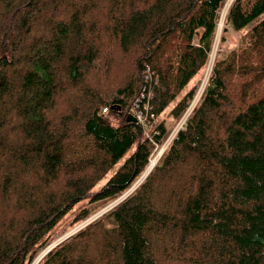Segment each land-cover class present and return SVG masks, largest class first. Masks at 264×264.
I'll use <instances>...</instances> for the list:
<instances>
[{
	"label": "trees",
	"instance_id": "trees-1",
	"mask_svg": "<svg viewBox=\"0 0 264 264\" xmlns=\"http://www.w3.org/2000/svg\"><path fill=\"white\" fill-rule=\"evenodd\" d=\"M224 9L234 31L252 26L184 129L39 264H264V0H0V264H31L80 200L72 225L129 188L154 145L126 113L139 98L157 123L205 68Z\"/></svg>",
	"mask_w": 264,
	"mask_h": 264
},
{
	"label": "rangeland",
	"instance_id": "rangeland-1",
	"mask_svg": "<svg viewBox=\"0 0 264 264\" xmlns=\"http://www.w3.org/2000/svg\"><path fill=\"white\" fill-rule=\"evenodd\" d=\"M231 1V0H230ZM224 14V13H223ZM220 16V19L218 21V28H217V33L214 39V46L209 54V59L208 62L205 66V68L203 69V71L197 75L196 77L193 78V80L185 87V89L181 92V94L170 104V106L165 110V112H163L161 115L158 116L157 118V123L159 124L162 122V120H170V118L168 117V113L170 111V109L177 104V102L183 97V95L189 91V89L191 87H193V85H196V89L194 91V93L196 92V90L198 89L201 81L204 79L205 75L208 76L209 75V80L210 81V77L212 75V67L213 64L215 63V61L222 57L223 55L229 53L231 50L238 48L239 46V41L241 39V37L248 31V29L251 28L252 25H249L248 27L240 30V31H234L233 29H231L229 26H227L224 22V15ZM224 36V41H220V37ZM193 93V94H194ZM200 103V102H199ZM198 103V105H199ZM189 105V104H188ZM187 105V107H188ZM198 105L195 107V109L198 107ZM186 107V109H187ZM185 109V110H186ZM195 109L192 111V113L195 111ZM184 110V112H185ZM180 116V118L178 120H176L173 124H168L166 125V133L164 138L161 140V143L159 144L158 150L163 147L165 143V140L171 136V134L175 131L180 129V123L179 121L181 120V118L183 117V114ZM192 113L189 115L187 122L190 118V116L192 115ZM186 122V124H187ZM111 123L113 125H116L117 122L111 118ZM176 134L172 135V137L169 140L173 141L174 138L176 137ZM145 138L141 135L139 136V140L138 142L140 143L141 141H143ZM164 142V143H163ZM164 144V145H162ZM162 145V146H161ZM135 147L136 145H134V147L130 150L129 153H127L121 160H119L117 162V164L106 174V176L94 187V189L92 190V192H96L99 191L103 185L107 182V180L115 173V171L122 165V163L125 161L126 158H128L132 152L135 151ZM153 148L151 149L150 155L152 154ZM163 155V154H162ZM147 166V165H146ZM145 166V168H146ZM143 169V171L138 175V177L143 174L145 172L146 169ZM139 180V179H138ZM136 181V180H135ZM141 185V184H140ZM126 192V191H125ZM124 192V193H125ZM123 193V194H124ZM120 195L117 199H115L114 201H111L109 203H107L104 207H102L98 212H96L93 216H91L90 218L86 219L85 221H81L79 223H76L74 225L71 224V221L73 220V218L76 216V214L78 213V211L86 204V198L80 200L66 215H64V217L57 223V225L55 226L54 230H53V241L47 246L50 248L55 247V245H57L58 243H60L61 241H63L64 239L68 238L69 236L75 234L77 231H79L80 229H82L84 226H86L88 223L92 222L93 220H95L96 218L100 217L101 215H103L105 212L109 211L110 209L114 208L115 206H117L122 200H124L125 197ZM122 197V198H121ZM128 197V196H127ZM37 257V256H36ZM35 257V258H36ZM34 258V259H35ZM38 261L40 259H37Z\"/></svg>",
	"mask_w": 264,
	"mask_h": 264
},
{
	"label": "built area",
	"instance_id": "built-area-1",
	"mask_svg": "<svg viewBox=\"0 0 264 264\" xmlns=\"http://www.w3.org/2000/svg\"><path fill=\"white\" fill-rule=\"evenodd\" d=\"M226 11V9L224 10ZM224 13V12H223ZM208 80H209V75L204 77V79L201 81L198 89L196 90V92L193 94L189 105L187 107V109L185 110L183 117L181 118V120L179 121V125H180V129L175 130L171 136H169L166 140L165 143L166 145H164L163 147H161L158 150L159 144L160 143H156L154 140H152L154 135H157V131H155V123H156V119L154 118L153 114L149 113V105L147 103L143 104L142 101L139 98H136L133 105L129 108L128 112L126 113V115H132L134 118V124L137 125L138 127L141 128V135L144 138H147L148 140L152 141L153 143V152L151 155H149L148 157V161H147V166H146V170L143 174H141L139 177H137L129 186V188L126 190V192L123 194L122 197H127L129 196L132 192H134L139 186L140 184H142V182L145 180V178L151 173V171L155 168V166L157 165V163L159 162L160 158L163 156L162 154H164V152L166 151V149L170 146L171 142H169L168 139H170L172 137V135L177 134L182 131L186 125L187 119L189 117V115L192 113V111L195 109V107L198 105V103L201 101L206 87L208 86ZM107 109H103L102 110V114L105 115L107 113ZM161 145V146H162ZM139 179V180H138ZM121 197V198H122ZM124 198V199H125ZM51 248L48 247L46 248L44 251H42L32 262L31 264H39L40 261L42 260V258L47 254V252L50 250ZM37 259H40L39 261Z\"/></svg>",
	"mask_w": 264,
	"mask_h": 264
},
{
	"label": "water",
	"instance_id": "water-1",
	"mask_svg": "<svg viewBox=\"0 0 264 264\" xmlns=\"http://www.w3.org/2000/svg\"><path fill=\"white\" fill-rule=\"evenodd\" d=\"M127 121H128V122H134V118L130 115V116L127 118Z\"/></svg>",
	"mask_w": 264,
	"mask_h": 264
}]
</instances>
